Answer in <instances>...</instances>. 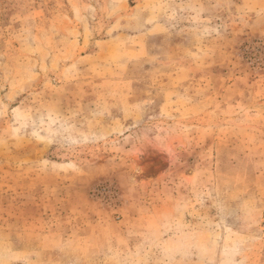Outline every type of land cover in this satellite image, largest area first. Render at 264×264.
Listing matches in <instances>:
<instances>
[{
	"label": "rangeland",
	"instance_id": "rangeland-1",
	"mask_svg": "<svg viewBox=\"0 0 264 264\" xmlns=\"http://www.w3.org/2000/svg\"><path fill=\"white\" fill-rule=\"evenodd\" d=\"M0 264H264V0H0Z\"/></svg>",
	"mask_w": 264,
	"mask_h": 264
}]
</instances>
